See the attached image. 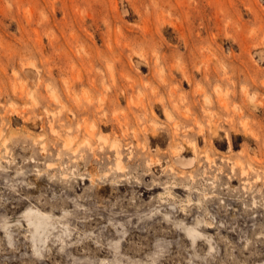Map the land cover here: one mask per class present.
Returning <instances> with one entry per match:
<instances>
[{
	"label": "rangeland",
	"instance_id": "obj_1",
	"mask_svg": "<svg viewBox=\"0 0 264 264\" xmlns=\"http://www.w3.org/2000/svg\"><path fill=\"white\" fill-rule=\"evenodd\" d=\"M0 264H264V0H0Z\"/></svg>",
	"mask_w": 264,
	"mask_h": 264
},
{
	"label": "bare ground",
	"instance_id": "obj_2",
	"mask_svg": "<svg viewBox=\"0 0 264 264\" xmlns=\"http://www.w3.org/2000/svg\"><path fill=\"white\" fill-rule=\"evenodd\" d=\"M109 47H110V49H112V50H114V47H113V45H109ZM110 70H111V67H110ZM111 77H112V80H113V84H115V75H114V73L112 72V70H111ZM92 81L93 82H95V79L94 78H92ZM101 84L103 85V86H106L107 84L105 83V80H104V78L102 77L101 78ZM119 90H120V92H118V93H115V96H116V98L117 99H120V97H121V93L122 92H125V88L124 87H121V88H119ZM246 93H247V91H246ZM247 95H248V100L250 101V103L251 104H249V106H252L253 108H255V109H257V107H258V104L256 103H253V94H249V93H247ZM51 96L53 97V98H57L58 96H57V94L54 92V91H52L51 92ZM221 99L223 100V98L221 97ZM100 100H104L103 99V97H101L100 98ZM166 111V110H165ZM128 118V117H127ZM106 117H104V116H101V120H103V125H106L107 124V122H106ZM59 121H61L60 120V118L58 119ZM54 122H50V126H51V129H53V130H55V125L53 124ZM61 124H62V122H61ZM123 124V123H122ZM69 128L68 129H70V126H68ZM97 128V129H96ZM210 128H211V132L213 133V136H215L216 135V133H217V131L219 130V128L216 126V125H214V124H211V126H210ZM100 129V126L99 125H97L96 126V124L95 123H92L91 124V127L90 128H88V129H86V133H87V135H88V137L89 136H94V134L95 133H97V131ZM243 130L247 133V130H248V126H247V124H246V122L244 121V123H243ZM199 132H202V131H199ZM152 136H154V134H158V131H157V126H152L151 127V133H150ZM254 135H255V137H257V134L256 133H253ZM75 135H77V134H75ZM100 136H102V135H100ZM211 138V137H210ZM209 138V141H211L212 140V138L210 139ZM191 142L192 143H190V146H192V149L194 150V151H196V142L194 141V140H191ZM183 143H185V141H183ZM179 144L180 145V147H182V148H179V150L180 151H185L186 150V148H187V146H185V144ZM187 144H189V142L187 143ZM121 146H122V144H121V142L120 141H113V143H112V145H111V147L113 148V154H114V158H115V160H116V165H117V167H119V169H125V168H123V165H125V164H123V162H124V160L122 161V155H123V151H122V149H121ZM184 148V149H183ZM90 150H93V148H91ZM179 151V152H180ZM93 154H95V151L93 150ZM132 156V151L130 150L129 152H128V157H131ZM148 159V158H147ZM152 159H154V158H152ZM154 160H156L157 162H160V158H158V157H156ZM151 161V160H150ZM187 163V162H189V161H187L186 159H183V160H181V159H179V163L180 164H184V163ZM123 164V165H122ZM220 168V167H219ZM118 169V170H119ZM126 170V169H125ZM245 171V170H244ZM118 175H120V174H118ZM128 176V175H127ZM122 179V178H121ZM176 187H177V185H175ZM186 187L185 188H188V189H190V186L188 185V184H186L185 185ZM191 190H192V188H191ZM203 195H204V197H207V192L205 191V192H203ZM209 196V195H208ZM24 214H25V216L27 217V220H28V223L29 224H32L33 225V230H32V239L33 240H36L37 238H39V237H42L43 236V232H45V230H46V228H47V225H48V222H47V218L49 217V215L47 214V213H45V212H43L42 210H40L39 208H29V209H27L25 212H24ZM206 223H207V221H206ZM209 227L210 226H212V225H208ZM186 230H187V233H188V235H190L191 236V239L192 240H194L198 235H201V234H203L196 226H194V225H188L187 227H186ZM35 249H37V248H35Z\"/></svg>",
	"mask_w": 264,
	"mask_h": 264
}]
</instances>
